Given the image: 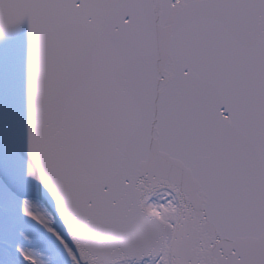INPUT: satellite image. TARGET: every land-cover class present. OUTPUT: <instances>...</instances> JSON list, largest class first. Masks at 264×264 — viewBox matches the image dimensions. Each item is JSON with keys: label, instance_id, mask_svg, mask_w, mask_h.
Segmentation results:
<instances>
[{"label": "snow or ice", "instance_id": "obj_1", "mask_svg": "<svg viewBox=\"0 0 264 264\" xmlns=\"http://www.w3.org/2000/svg\"><path fill=\"white\" fill-rule=\"evenodd\" d=\"M0 264H264V0H0Z\"/></svg>", "mask_w": 264, "mask_h": 264}]
</instances>
